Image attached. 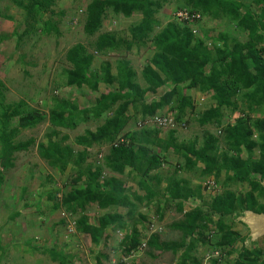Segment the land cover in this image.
Instances as JSON below:
<instances>
[{
    "label": "trees",
    "instance_id": "trees-1",
    "mask_svg": "<svg viewBox=\"0 0 264 264\" xmlns=\"http://www.w3.org/2000/svg\"><path fill=\"white\" fill-rule=\"evenodd\" d=\"M165 1L89 0L84 11L83 30L90 37L97 36L91 45L94 51L87 49L82 43L68 50L66 59L70 67L65 70V86L77 90L88 88L91 93H98V96L91 101L90 105L88 102L85 107L80 106L78 102L66 99L56 100L46 115L32 109L23 100L15 105L5 104L4 94L0 90V115L2 116L0 117V166L3 168L10 166L12 155L27 149L30 144V142L13 143L16 129L9 127L12 118L20 117L22 128H32L48 120L52 132L49 139L39 145L40 155L51 166L59 165L61 171L70 165L74 152L69 145H62L68 136L57 141L51 139L52 135H57L58 129L73 130L89 119L100 121L95 130L85 129L84 133L76 136L75 143L84 148L77 152L73 162L72 169L75 174L68 183L71 189L55 205V208L62 207L68 213L78 215V219L74 222L76 230L90 238L92 243L99 245L108 237V229L123 230L128 226L133 219L135 209L138 208V203L149 206L157 202L156 209L162 213L164 208L160 203L164 202L167 205L170 201L175 202L176 212L183 216L181 215L179 220L171 224L169 229L179 231L182 239L168 244L161 241L158 234H152L145 245L157 252L171 251L173 254L183 249L182 264H186L189 260L198 264L191 254L195 244L188 239L197 229H207L206 224L202 222L209 216L199 206L184 212V203L197 194L187 187L188 181L181 178L180 180L170 179L168 186L160 190L157 186H151L143 176L140 185H143L141 187L147 194L141 198L136 194H130L121 179L114 176L103 177V172L123 174L128 167L139 170L144 166L148 173L159 168L158 153L145 145H160L163 148L172 146L177 150L174 137L171 136L170 140L165 141L158 137L156 130H143L140 135L136 131H126L130 109L140 112L143 118H154L164 106L171 103L176 95H180L182 99L180 110L184 112L185 107L195 108L187 91L198 89L202 93H211V97L217 103L216 106L208 108L201 114L198 121L204 125L213 119L220 122L217 118H221L222 108L234 106L231 98L236 92L253 89L244 94L249 102L247 110L264 113V46L257 49L252 43H261L264 40V8L262 11L259 8L264 0H254L253 6L242 0L181 1L174 13L175 20H171L155 33L158 22L154 17L163 6L162 2ZM15 2L19 7L23 6L26 19L31 17L35 20L34 22H42L43 33L50 35L52 31L59 32L51 19L42 20V16L55 4V0H27L26 5L21 0H15ZM184 10L190 14L191 19L179 20L176 17L177 12ZM51 11L54 13L52 9ZM109 12L122 14L124 17H131L134 13L140 12L143 18L130 26L129 37L120 35L116 31L101 32ZM197 15L200 17L195 18ZM206 16L231 17L237 20L241 29L248 32L251 41L235 42L230 45L229 39L221 36L214 39V47H209L193 30L196 26L199 28L201 20ZM4 38L7 37L4 36ZM148 43H152L155 51L141 71L146 83V87L143 88L135 81L136 72L131 65V60L122 53L124 51L128 53L134 47L140 49ZM93 52L103 55L109 52H120L121 56L116 62V73L112 72V66L108 62L95 67ZM101 84L106 86V91L99 92ZM164 86H167L168 90L163 92L160 98L151 102L144 100L147 92L158 93V90ZM233 108L235 110L236 105ZM155 119L158 120L157 117ZM221 143L227 149L218 154ZM104 146H108V153L103 158V164H87L89 149ZM194 146L195 144H192L185 148V152L192 154V157H189L187 153L184 154L188 169H192L197 161H201L204 163L203 173L214 175L218 184L239 182L250 187L248 193L237 195L230 189H225V193L215 196L211 208L214 213L226 216L233 214L237 209H241L240 212L250 210L257 214L264 213V203L261 202L264 199V186L260 182L264 180L263 117L252 119L251 114L242 112L234 124L224 128L222 137L207 133L205 143L200 150H196ZM256 148L260 150L258 157L251 155ZM243 150L248 152L247 158L241 156ZM222 173L225 178L220 181L219 178L223 177ZM197 188L200 189L199 186ZM93 204L99 209L128 207L129 210L126 217L116 212H109L99 219L98 224H92L85 212L87 206ZM20 214L16 212L14 216ZM136 221L138 224L145 223L146 216L140 213ZM218 225L221 235L216 248L224 250L233 245L239 235L232 232L222 220ZM139 237L138 229L133 226L122 242L124 255H131L140 248ZM41 249L48 250L44 246ZM49 249L54 250V248ZM99 256L97 255L98 263H100ZM60 257L61 264H64L65 256H59V259ZM261 257L263 260L259 262ZM238 258V264H264V250L244 247Z\"/></svg>",
    "mask_w": 264,
    "mask_h": 264
},
{
    "label": "rangeland",
    "instance_id": "rangeland-1",
    "mask_svg": "<svg viewBox=\"0 0 264 264\" xmlns=\"http://www.w3.org/2000/svg\"><path fill=\"white\" fill-rule=\"evenodd\" d=\"M21 1L25 5L28 3L27 0ZM181 1L185 2V0L162 2L163 6L154 17L158 22L155 33L171 20H175L174 13ZM242 1L251 3L252 6L255 5L254 0ZM88 3L89 0H55V4L44 13L42 20L51 19L59 32L52 31L50 35H46L42 31V22H34L35 20L31 17L25 18L26 12L23 6L19 7L15 0H0V90L4 94L5 104L15 105L23 100L32 109L47 115L56 100L66 99L78 102L80 106L85 107L88 102L90 105L91 101L98 96V93L93 94L88 88L77 90L65 86V70L70 67L66 59L68 50L82 43L87 49L94 51L91 45L97 36L90 37L83 30L84 11ZM262 8H264V3L260 5L261 11ZM142 18L143 15L140 12L134 13L131 17L109 12L101 32L116 31L120 35L129 37L130 26L138 23ZM193 30L211 48L214 47V39L221 36H226L230 45L235 42L251 41L248 32L241 29L237 20L231 17L206 16L201 20L199 28L196 26ZM4 36L7 38L3 39ZM252 43L257 49L264 46V40L261 43ZM154 51L152 43H148L140 49L134 47L128 53L125 51L122 53L131 60V65L136 72L135 81L143 88L146 87V83L141 71ZM93 54L95 67L108 62L112 66V72L116 73V62L121 56L120 52H109L104 55L93 52ZM106 89V86L101 84L99 92H104ZM167 90L168 87L164 86L158 90V93L147 92L144 100L151 102L158 99ZM249 91L253 89H243L232 95L231 101L234 102V106L222 108V116L217 118L220 122L213 119L204 125L198 121L201 114L208 108L216 106L217 103L211 97V93H202L198 89L187 91L195 108L185 107L184 112L180 110L182 104L180 95H176L171 103L164 106L154 118H143L140 112L130 109L126 131H136L140 135L143 130H156L158 137L165 141L170 140L171 136L174 137L177 150L172 146L163 148L160 145H145L158 153L159 168L146 173L144 166L139 170L128 167L123 174L104 171L103 177L114 176L121 179L130 194H136L141 198L147 194L141 187L143 185H140L143 176L151 186L164 190L170 179L180 180L186 176L183 172L184 167L187 166L184 154L187 153L189 157H192V154L185 152L186 147L195 144V149L200 150L205 143L207 133L222 137L224 128L234 124L242 112L251 114L252 119L264 118L262 112L247 110L249 102L244 94ZM156 117L163 120L164 124L161 125L155 119ZM20 122V117H16L12 118L10 126L8 125L16 129L12 141L14 144L27 142L30 144L27 149L12 155L10 166L6 168L0 166V264H61L59 256L62 255L65 256L64 264H182L183 249L173 254L171 251L157 252L144 245L152 234H158L160 240L168 244L179 242L182 239L179 231L169 229L171 224L183 216L176 212L175 202L170 201L167 205L164 202L160 203L165 209L162 213L156 209L157 202L149 206L145 203H138V208L135 209L133 219L128 226L123 230H111L108 237L103 239L99 245L92 243L90 238L85 239L84 235L76 230L74 222L78 219V215L70 214L62 207L55 208V205L71 189L68 183L75 174L72 169L73 162L77 152L84 148L75 143L76 136L84 133L85 129L95 130L100 121L89 119L73 130L58 129V134L52 135L51 139L57 141L68 136L62 145H69L74 152L70 165L64 171H61L59 165L51 166L40 155L39 145L45 143L52 132L48 120L32 128H22ZM118 138L120 139V136ZM226 149L221 143L217 153ZM107 153L108 146L89 149L86 162L101 165ZM203 169L204 163L197 161L193 171L196 170L198 178L193 177L192 181L187 183L188 188L189 186L196 187L191 190L197 194L184 203V212L199 206L209 216L202 222L206 224L207 229H197L188 239L189 242L195 244V249L191 252L192 256L196 258L198 264H238V257L244 247L263 251L264 232L254 236L251 226L245 220L246 213H252L251 211L240 212L241 209H237L233 214L220 216L211 209L213 198L225 193V189H230L239 195L248 193L250 188L245 189L244 185L239 182L218 184L215 176L204 174ZM224 176L223 174L219 180H224ZM196 196H200V199L195 200ZM261 202L264 203V199ZM128 210V207L99 209L93 204L87 206L85 214L90 223L98 224L99 219L109 212H116L126 217ZM16 212L21 214L14 216ZM140 213L146 216L145 223H137L136 220L139 219ZM161 214L162 217H160ZM220 220L232 232L239 235L234 244L224 250L216 248L221 235L218 225ZM133 226L138 229L141 246L131 255H124L122 242ZM43 246L48 250L41 249ZM49 248H54V250ZM97 255H100V263L97 262ZM213 260H216L215 263ZM261 260L263 257L259 262ZM186 264H195V262L189 260Z\"/></svg>",
    "mask_w": 264,
    "mask_h": 264
},
{
    "label": "crops",
    "instance_id": "crops-1",
    "mask_svg": "<svg viewBox=\"0 0 264 264\" xmlns=\"http://www.w3.org/2000/svg\"><path fill=\"white\" fill-rule=\"evenodd\" d=\"M259 8H260V6H259ZM264 119V118H263ZM243 156L242 157H244V158H247V155H248V152H246V151H244L243 150ZM241 153V154H242ZM259 153H260V150H259V148H256L255 150H254V152H252L251 153V155H253V156H255V157H258L259 156ZM194 168V167H193ZM193 168L192 169H188L187 167H184V169H183V172H185L186 173V176L184 177V178H182V179H185L186 181H189V182H191L192 180H191V178H193V177H195V178H198V176L196 175V170L195 171H193ZM194 174V175H193ZM261 184L264 186V180L263 181H261ZM242 185H244V188L246 189V188H250L247 184H242ZM187 187H188V185H187ZM198 187V186H197ZM189 188L190 189H196V187H194V186H189ZM242 190H244V189H242ZM191 198H193V197H191ZM191 198H189V199H191ZM188 199V200H189ZM198 199H200V196H196L195 197V200H198ZM188 202V201H187ZM250 214V213H249ZM256 215V216H260V215H258L257 213L255 214V213H251V215ZM247 215H248V213H246V217H247ZM246 217H245V220H246ZM262 217H263V219H264V215H262ZM247 221V220H246ZM110 232H111V230L110 229H108L107 230V234H110ZM84 235V234H83ZM84 237H85V239H86V236L84 235ZM5 260H7L6 259V256H5ZM5 264V263H4Z\"/></svg>",
    "mask_w": 264,
    "mask_h": 264
},
{
    "label": "bare ground",
    "instance_id": "bare-ground-1",
    "mask_svg": "<svg viewBox=\"0 0 264 264\" xmlns=\"http://www.w3.org/2000/svg\"><path fill=\"white\" fill-rule=\"evenodd\" d=\"M246 220H247V223H249V225L251 226L254 236H258L262 232H264V219L263 218L253 215V214L251 215L250 213L247 215Z\"/></svg>",
    "mask_w": 264,
    "mask_h": 264
},
{
    "label": "built area",
    "instance_id": "built-area-1",
    "mask_svg": "<svg viewBox=\"0 0 264 264\" xmlns=\"http://www.w3.org/2000/svg\"><path fill=\"white\" fill-rule=\"evenodd\" d=\"M176 17L179 19V20H188V19H191V16L190 14L187 12V11H179L176 13ZM200 16L197 15L195 18H199Z\"/></svg>",
    "mask_w": 264,
    "mask_h": 264
},
{
    "label": "clouds",
    "instance_id": "clouds-1",
    "mask_svg": "<svg viewBox=\"0 0 264 264\" xmlns=\"http://www.w3.org/2000/svg\"><path fill=\"white\" fill-rule=\"evenodd\" d=\"M157 121H159L160 123H161V125L162 124H164V122H163V120H161V119H159L158 118V120ZM246 211H250V210H246ZM252 213H255V212H253V211H251ZM256 214V213H255ZM258 215H264V213H262V214H258ZM145 245V244H144Z\"/></svg>",
    "mask_w": 264,
    "mask_h": 264
},
{
    "label": "water",
    "instance_id": "water-1",
    "mask_svg": "<svg viewBox=\"0 0 264 264\" xmlns=\"http://www.w3.org/2000/svg\"><path fill=\"white\" fill-rule=\"evenodd\" d=\"M259 217L263 218L262 215H260Z\"/></svg>",
    "mask_w": 264,
    "mask_h": 264
}]
</instances>
